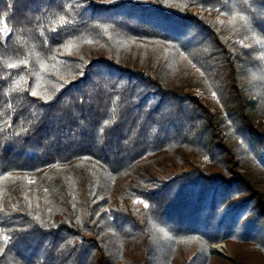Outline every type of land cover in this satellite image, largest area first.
I'll list each match as a JSON object with an SVG mask.
<instances>
[{"label":"trees","instance_id":"trees-1","mask_svg":"<svg viewBox=\"0 0 264 264\" xmlns=\"http://www.w3.org/2000/svg\"><path fill=\"white\" fill-rule=\"evenodd\" d=\"M0 264H264V0H0Z\"/></svg>","mask_w":264,"mask_h":264},{"label":"rangeland","instance_id":"rangeland-1","mask_svg":"<svg viewBox=\"0 0 264 264\" xmlns=\"http://www.w3.org/2000/svg\"><path fill=\"white\" fill-rule=\"evenodd\" d=\"M194 96L199 97V93H195ZM210 250L217 252L222 257H227L229 255L228 250L223 243L211 245Z\"/></svg>","mask_w":264,"mask_h":264}]
</instances>
